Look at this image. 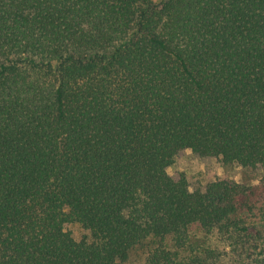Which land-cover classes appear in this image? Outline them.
<instances>
[{"label": "trees", "instance_id": "1", "mask_svg": "<svg viewBox=\"0 0 264 264\" xmlns=\"http://www.w3.org/2000/svg\"><path fill=\"white\" fill-rule=\"evenodd\" d=\"M0 264H264V0H0Z\"/></svg>", "mask_w": 264, "mask_h": 264}, {"label": "rangeland", "instance_id": "2", "mask_svg": "<svg viewBox=\"0 0 264 264\" xmlns=\"http://www.w3.org/2000/svg\"><path fill=\"white\" fill-rule=\"evenodd\" d=\"M179 172H184L188 176L200 174L202 180H210L222 175L224 169L215 159H201L194 156L190 150H187L176 160L174 165L168 168L169 174ZM194 185L191 186V189L194 188Z\"/></svg>", "mask_w": 264, "mask_h": 264}]
</instances>
